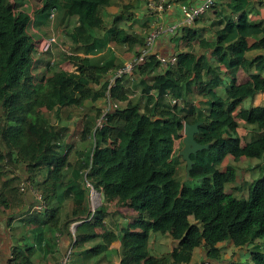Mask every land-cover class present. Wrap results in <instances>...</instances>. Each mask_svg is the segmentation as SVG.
<instances>
[{"label": "trees", "instance_id": "trees-1", "mask_svg": "<svg viewBox=\"0 0 264 264\" xmlns=\"http://www.w3.org/2000/svg\"><path fill=\"white\" fill-rule=\"evenodd\" d=\"M23 1L34 11L19 9ZM157 1L0 0V227L10 239L15 223L26 232L37 227L36 244L12 242L7 264H37V251L52 253L57 236L68 241L63 255L71 248L92 264H192L196 250L200 264H264V105H246L264 95V23L250 15L254 0H217L193 24L208 38L181 30L198 57L183 64L181 54L163 69L151 56L107 98L108 77L124 64L111 56L114 48L143 47L150 24L143 27L138 15ZM45 12L61 15V24L74 18L86 38L81 44L73 35L76 44L64 53L70 70L38 57L28 26ZM103 48L106 54L88 57ZM192 84L196 98L207 100L189 101ZM135 90L146 98L145 116L134 111ZM167 95L169 103L159 101ZM64 120L79 128L84 149ZM195 123V140L207 148L190 155L192 168L180 182L175 175L186 164L174 141ZM239 161L256 162L248 200L226 190L247 173ZM90 189L100 196L94 210ZM156 234L171 241L170 253L153 255ZM229 249L249 257L228 259Z\"/></svg>", "mask_w": 264, "mask_h": 264}, {"label": "crops", "instance_id": "crops-1", "mask_svg": "<svg viewBox=\"0 0 264 264\" xmlns=\"http://www.w3.org/2000/svg\"><path fill=\"white\" fill-rule=\"evenodd\" d=\"M201 1L202 0H189L191 5H195ZM222 3L225 5V3H227V0H223ZM178 4H180V3L169 4L168 9L166 10V12L162 16V20H163L164 24L169 25V24H173L176 21H178V19L180 18L179 11L176 7ZM142 6H143V4H142ZM31 9H33V11H34L33 7L30 8V10ZM216 10L218 11V10H220V8L218 7ZM145 13H146V10L143 7L140 10V13L138 15V22H142L143 27H146V26L148 27L151 19H150V17L149 18L144 17ZM210 14H208V15H210ZM250 15L253 17V20H255L257 22L264 23V0H254L252 12ZM120 27H122V28L126 27L124 21H122L120 23ZM138 27H139L138 24H136L134 26L135 29H139ZM191 27H192V29H195L197 31L193 34V35H195L196 38H197V36H202V35L205 36L206 38L209 37V34H206L207 32H203V30H202L203 26L199 22L195 23V25H192ZM85 43L86 42H81V44H85ZM188 43H189V37H187L186 31H179L177 34H175L173 36L163 34V35L159 36L158 39L156 40L154 53L156 55L164 56V57H167V56H170L173 54L179 56V55L185 53V54H187V56L182 57L181 62L183 64L189 63L192 61L191 60L192 58L198 57L200 55V53L197 52L195 47L189 48ZM81 44H78V45L80 46ZM70 48H73V47H65V50L67 51ZM114 49H115V51H114L113 55H111V56L113 58L117 59V61L124 63V62L130 60L134 56L135 52L140 50V47L137 48L135 52L134 51H128L124 47L119 48V49H117V48H114ZM112 50H113V48H112ZM77 52L80 54H84V52L80 51V50ZM104 54H106V52L101 51V53H98V55L97 54H90V55H88V57H97V56L99 57V56H102ZM63 67H64V69L70 70L69 68H67L68 67L67 63L65 65H63ZM238 75H239V77H238L239 81L244 80L247 76V74H245L243 71H240L238 73ZM186 91L188 94L189 101L192 103H197L199 101L207 100V98L206 99L196 98L195 87L193 86V84L187 85ZM140 95L141 94H140L139 90L138 91L135 90V93L130 96V99H131V102L133 103L134 111L137 114H139L140 116H145V111H144L145 108L144 107H145V99L146 98L142 97V95L141 96ZM257 96H262V95H256L255 97H257ZM255 97L253 98V100L255 99ZM169 100H170V98L168 97V95L165 96L164 98L159 99V101H162L163 103H169ZM249 105L251 107L259 106V104L252 106L251 103ZM178 145H179V143L177 141H174L173 149L176 150V147H178ZM230 162H231V160L225 159V164L230 163ZM242 162H245V161H242ZM253 162H254V164L256 163L255 161H253ZM182 167H180L177 170L176 175L178 174L179 170ZM244 170L247 171V173H251L252 172L251 170H253V167L252 166L251 167L246 166ZM176 175H175V178L178 181L181 180L180 178H177ZM186 175H187V173H186ZM253 178L254 177H248L249 180H251ZM116 220H118V219H116ZM31 226H33V224ZM31 228H37V227L35 226V227H31ZM23 231L25 232V234L21 235L18 238L19 232H23ZM8 233H6L4 231V229L2 227H0V264H7L8 263L9 258H10V249H11L10 247H11L13 241L15 242L18 239H20L21 237H24L26 244H28V245L36 244L35 235L32 234L30 229H29V232H26L25 229L19 223H16V225L14 226V229L12 232V237H13L12 239L9 238ZM56 238L57 239L53 242L54 244L52 245V253L45 254L44 252H42L40 254L37 251V253L35 255V261L37 264H57L58 259L63 255V252L67 248L66 245H67L68 241L65 240L64 238H62V240L59 241V236H57ZM150 242L152 244L153 255L159 256L161 254L171 252L172 243L166 237H162V236H159L157 234L151 235ZM19 245H22V243H19ZM112 247L114 249H117L119 247V244L114 243ZM219 247L224 248V245H219ZM227 251H230L231 254H228L226 252L225 256H227V255L231 256L234 254V251H232V249H229ZM243 255L245 257L244 260L248 259L249 254L247 252L241 253L240 251H237V253H235L233 255V258H238L240 256L242 258ZM74 259H76L75 264H92L94 262V259H92L89 256H86L84 254L76 255L74 257ZM202 259H203L202 254H200V252L198 250H196L192 264H200L202 262ZM116 260L117 259L113 258L114 264H118V260H117V262H116Z\"/></svg>", "mask_w": 264, "mask_h": 264}, {"label": "rangeland", "instance_id": "rangeland-1", "mask_svg": "<svg viewBox=\"0 0 264 264\" xmlns=\"http://www.w3.org/2000/svg\"><path fill=\"white\" fill-rule=\"evenodd\" d=\"M29 3L26 1H23L22 4L20 5L21 8L19 9H25L28 13H30V8H29ZM147 11L149 9H146ZM35 21L29 24L28 26V30L30 31L31 35L33 36V39L37 42L41 41V40H49V39H54V43L52 45L51 50L49 51L48 54H38V57H42V59L45 60H59L60 64L65 65L66 64V57L69 54H64L65 53V47H74L76 42L73 40V35H77L79 38H77L79 40V42H86V38L83 35L82 36V32L80 30L79 24L77 22H75L74 18H71L67 23H63L61 24L60 20H61V15L56 14V16H53L51 14H49V12H45V13H39L35 15ZM98 55V53H101L105 51V48H103V50H95ZM68 52V50L66 51V53ZM98 57V56H97ZM95 57V58H97ZM69 68V66L67 67ZM239 77V75H238ZM251 103L252 106L255 105H264V95L262 96H257L255 97L254 100L250 101L248 100L246 102V105H249ZM90 104L86 103L84 108H89ZM64 122V126H68L70 127V129L72 130V134L74 135V141H76L75 143V147L78 150H82L84 149V147L87 145L86 143L84 144H80L78 141L79 137H75L76 134L79 136V128H74L72 126V121H63ZM70 130V131H71ZM177 141V140H175ZM177 148V147H176ZM227 160H231V158H227ZM232 161V160H231ZM232 163V162H231ZM235 166L238 167V169L244 170L246 166L251 167L252 165H254V162H237L234 163ZM256 164V163H255ZM183 166V167H182ZM181 169L179 170L178 174L176 175L177 178H180L181 180H179L180 182L185 181V177H186V166L182 165ZM225 166V165H223ZM253 167V166H252ZM223 168V167H221ZM251 173H246L243 176V180H239L236 183H232L231 185H228L226 187V190L229 191L232 195H234L236 198L238 199H243V200H248L249 198V182L250 180L248 179V177H255L254 172L256 171V168L254 167L253 170H251ZM257 174V173H256ZM246 178V179H245ZM233 188V189H232ZM28 195V194H26ZM28 199L30 200V202H32L31 200V195H28ZM35 199L39 200L40 196L38 194H35ZM89 202H90V206H94L97 208L99 206L100 203V196L98 194L95 193H90L89 195ZM37 209H39V207H37ZM116 219H119L117 216H115ZM33 226L31 227H35L36 224L33 222L32 223ZM16 225V223H15ZM18 225V224H17ZM29 227L30 231L33 232L34 228ZM73 231V229H72ZM25 234V232H19L18 234V238ZM228 254H231L230 251H227ZM63 257V255L58 259L57 263L60 261V259ZM228 259H231L233 256H226ZM235 257V256H234ZM237 257V256H236ZM244 255L243 257H238L237 259L244 260ZM76 259H74L72 264H75ZM117 262V260H116Z\"/></svg>", "mask_w": 264, "mask_h": 264}, {"label": "built area", "instance_id": "built-area-1", "mask_svg": "<svg viewBox=\"0 0 264 264\" xmlns=\"http://www.w3.org/2000/svg\"><path fill=\"white\" fill-rule=\"evenodd\" d=\"M217 0H202L195 5H182L178 4L176 7L179 11L180 18L173 24L166 25L162 20L163 14L169 7V4L165 0H159L155 3H149L148 9L152 13L150 28L145 33L143 47L135 54L130 60L124 62L122 67L118 68L116 71L111 73L108 77V86L106 91L107 98L110 96V92L115 87L117 82H121L131 77L137 69L143 65L151 56H155L158 61L160 68H173L178 64V56L173 54L167 57L159 56L154 53L156 40L159 36L166 34L173 36L184 28L191 27L194 22L201 16L211 11L212 7L215 5ZM54 39L41 40L37 43V50L39 53H46L51 50ZM171 105L177 104L176 100L170 101ZM104 117V114L102 118ZM102 118L96 123V127L101 128L103 125ZM185 127V125H184ZM184 138V128L177 139L180 143ZM90 193L98 194L93 189H90ZM89 193V195H90ZM96 205L92 206V210L96 209ZM74 257L72 256L71 248L66 250V253L60 259L58 264H72Z\"/></svg>", "mask_w": 264, "mask_h": 264}, {"label": "water", "instance_id": "water-1", "mask_svg": "<svg viewBox=\"0 0 264 264\" xmlns=\"http://www.w3.org/2000/svg\"><path fill=\"white\" fill-rule=\"evenodd\" d=\"M199 126L200 123H195L192 125L185 124L184 138L177 147L178 149L181 147L179 156L186 164V173H188L189 170L192 168V161L190 159V155L196 154L197 152L203 151L207 148V146L199 145L195 140L196 136H198L199 134Z\"/></svg>", "mask_w": 264, "mask_h": 264}]
</instances>
